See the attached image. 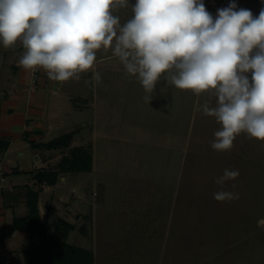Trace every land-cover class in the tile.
Wrapping results in <instances>:
<instances>
[{
  "label": "rangeland",
  "instance_id": "rangeland-1",
  "mask_svg": "<svg viewBox=\"0 0 264 264\" xmlns=\"http://www.w3.org/2000/svg\"><path fill=\"white\" fill-rule=\"evenodd\" d=\"M231 2L203 0L211 5L212 10H206L214 19L217 9ZM234 2L253 18L264 9V0ZM111 12L119 18V35L132 8L114 5ZM105 57L110 60L100 62ZM111 62L119 66L118 72L111 70ZM95 63L101 69L105 64V74L101 78L99 73L95 81L104 99L100 129L113 122V130L119 128L115 136L139 138L96 141V174L83 175L90 182L87 198L93 200V213L106 202L101 218L106 225L93 226L86 239L83 231L89 230L82 222L80 230L70 232L68 243L93 251L94 264H264V228L257 227L264 218V141L242 132L230 150H214V133L222 125L202 109L206 102L216 106L214 89L198 94L177 89L171 80L176 70L171 69L153 90H146L112 48L97 50ZM246 75L250 78L251 73ZM90 91L86 85L83 93L88 96ZM146 96L152 97L149 103ZM93 115L85 109L79 118ZM133 128L141 134L132 133ZM226 168L239 171L224 185V190L239 193V199L217 201L213 194L221 186L215 180ZM100 184L109 188L101 190Z\"/></svg>",
  "mask_w": 264,
  "mask_h": 264
},
{
  "label": "clouds",
  "instance_id": "clouds-1",
  "mask_svg": "<svg viewBox=\"0 0 264 264\" xmlns=\"http://www.w3.org/2000/svg\"><path fill=\"white\" fill-rule=\"evenodd\" d=\"M125 3L0 0V42L7 48L20 41L25 52L19 64L26 70L41 67L57 81L79 79L76 74L93 67L101 47L112 48L146 90L175 69V88L197 94L216 91V106L202 105L203 112L222 125L214 133V150H230L242 132L264 141V9L253 18L233 0L217 9L214 19L203 0H136L132 18L118 35L119 18L111 9ZM94 76L99 79L98 73ZM151 98L146 96V102ZM238 176V170L226 168L215 180L221 190L214 199H239V193L224 190L226 182ZM257 227L264 228V218Z\"/></svg>",
  "mask_w": 264,
  "mask_h": 264
},
{
  "label": "crops",
  "instance_id": "crops-1",
  "mask_svg": "<svg viewBox=\"0 0 264 264\" xmlns=\"http://www.w3.org/2000/svg\"><path fill=\"white\" fill-rule=\"evenodd\" d=\"M134 4L127 0L124 5L130 9ZM205 8L212 10L211 5ZM24 52L20 41L7 48L0 42V264H28L30 246L42 244L40 237L14 229L15 219L28 214L31 191L39 192L41 221L48 225V234L54 233L64 223L75 226L66 236L67 243L70 232L80 230L82 222L89 230L83 231L85 233L81 230L86 239L91 237L93 226H100L101 222L106 225L101 219H105L106 213L102 208L106 202L93 213V200L87 198L90 182L87 184L83 174H96L95 147L99 138L122 142L139 138L132 134L115 136L113 132H119V128L113 130V122L110 126L106 124L104 131L99 127V108H103L104 99L99 98L94 74L100 73L102 78L105 64L101 69L94 63L87 72L76 74L79 79L73 76L67 81H57L41 67L37 73L35 68L24 69L19 64ZM106 58L100 62L104 63ZM110 65L112 71H119L117 64L111 62ZM86 85L91 90L88 96L83 93ZM85 109L94 112L89 120L79 118ZM136 132L133 128L132 133ZM67 135L71 136L68 143L52 148L48 146ZM76 148L91 153L92 171L63 170L64 160ZM46 171L58 173L55 184L38 181L37 174ZM99 188L107 190L109 186L100 184ZM79 248L90 251L86 247Z\"/></svg>",
  "mask_w": 264,
  "mask_h": 264
},
{
  "label": "trees",
  "instance_id": "trees-1",
  "mask_svg": "<svg viewBox=\"0 0 264 264\" xmlns=\"http://www.w3.org/2000/svg\"><path fill=\"white\" fill-rule=\"evenodd\" d=\"M71 139L70 135L51 142L49 147L64 145ZM93 159L90 152L83 148H76L69 158L63 162L64 171L90 172ZM40 183L55 184L58 179L57 172H40L37 174ZM39 192L31 191L28 199V214L24 218H16L14 229L38 236L42 244H33L28 251V264H94V254L91 251L73 246L66 241L69 230L75 226L61 224L54 233L48 234V225L41 221L39 211ZM64 228V229H63Z\"/></svg>",
  "mask_w": 264,
  "mask_h": 264
},
{
  "label": "built area",
  "instance_id": "built-area-1",
  "mask_svg": "<svg viewBox=\"0 0 264 264\" xmlns=\"http://www.w3.org/2000/svg\"><path fill=\"white\" fill-rule=\"evenodd\" d=\"M39 71V67L34 69V72L37 73Z\"/></svg>",
  "mask_w": 264,
  "mask_h": 264
}]
</instances>
